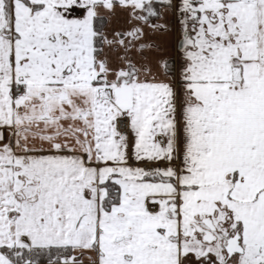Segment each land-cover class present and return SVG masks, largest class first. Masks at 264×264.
<instances>
[{
  "label": "snow or ice",
  "instance_id": "6c2138e0",
  "mask_svg": "<svg viewBox=\"0 0 264 264\" xmlns=\"http://www.w3.org/2000/svg\"><path fill=\"white\" fill-rule=\"evenodd\" d=\"M0 264H264V0H0Z\"/></svg>",
  "mask_w": 264,
  "mask_h": 264
}]
</instances>
